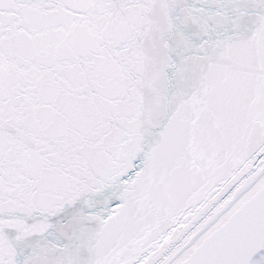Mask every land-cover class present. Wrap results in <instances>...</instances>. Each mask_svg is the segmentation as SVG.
Returning a JSON list of instances; mask_svg holds the SVG:
<instances>
[{
	"label": "snow or ice",
	"instance_id": "snow-or-ice-1",
	"mask_svg": "<svg viewBox=\"0 0 264 264\" xmlns=\"http://www.w3.org/2000/svg\"><path fill=\"white\" fill-rule=\"evenodd\" d=\"M0 264H264V0H0Z\"/></svg>",
	"mask_w": 264,
	"mask_h": 264
}]
</instances>
